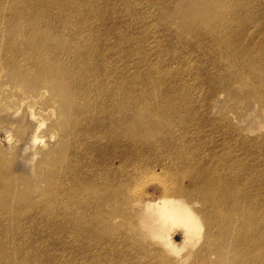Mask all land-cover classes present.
Segmentation results:
<instances>
[{
    "label": "bare ground",
    "instance_id": "1",
    "mask_svg": "<svg viewBox=\"0 0 264 264\" xmlns=\"http://www.w3.org/2000/svg\"><path fill=\"white\" fill-rule=\"evenodd\" d=\"M40 1L42 0H39V2L37 3H40ZM70 1L74 2L73 0H70ZM172 1H174V3L176 2V0H172ZM256 1L257 0H185V3L190 8L192 6L197 7V8H194L192 11L188 9L187 12L184 10H178L176 6L173 8V6H171L172 4L171 0H151V1L148 0V4L150 2V5L155 7L154 10H156V8H159L157 12L153 10L152 12L153 14L150 11L151 15L162 16L161 14L164 11H167L170 14L169 16L170 18L171 15L178 14L182 18L181 24H174L171 18L170 20L167 18L168 21L167 19H165L163 22L168 23V24L170 22L171 24L173 23L174 25H176L179 33H184L187 36L186 38L194 39L195 43L197 42L199 43V46L204 47V43H209V42H215L214 43L215 45L219 44V42L220 43L224 42L226 45L228 44L229 47H232L234 45L235 47L232 48L234 51L230 50L228 51L229 54L228 53L227 54L230 55V53L232 52L233 53L232 56L234 55V56L240 57L242 64H244L245 66L243 68L240 67V69L238 67V70L237 68H235L236 70L231 74V77H232L231 80L229 82L227 81L228 83L226 84H218L219 82L216 84L213 81L209 80V82L211 81L214 83L213 94L211 95L213 97H217L220 94V92H225L228 95V99H232V100L241 99L242 103L250 102L249 98L253 97L258 102H260L261 104L260 106L264 107V65H263L264 63L258 67H256L257 64L254 63L257 61L256 56L254 57V54L264 49V41L261 43H258L256 42L255 36H250L251 35L250 33H257V30L254 31L253 29H251L252 24H250V21L255 19L254 14L250 12V7H254L255 6L254 4ZM94 2L93 3L95 4V7L97 6L100 9L103 7L104 9L106 8V10L108 9L107 7H109L110 5H113V8L111 7V9H113L112 12L116 15L114 16V14L112 13L113 14L112 16H114V18L117 17L118 15L117 12L120 11V10L117 12L115 11L116 5H120V4H116L118 2L112 3L111 0H95ZM18 4L14 3V7L12 9H8L9 7H5L4 4H2L0 0V21L4 23L0 25V115L1 113L5 112L6 114L8 113L10 117L13 114H16L19 111L23 110L24 113L18 120L16 121L11 120L7 122L6 124L9 125L10 129H12L14 127V123L18 122L16 123V125L18 126V132L20 133V135L25 136L28 133V131H30L31 129V125L25 123L28 120L27 113L28 111H30L33 117L35 118L37 116L45 117L48 120V126L52 134L50 135L48 142H46V140L43 138L42 133L36 134L35 139L40 142L38 150L36 151V153L38 154L37 161L34 165H32V169L35 171L33 178L36 180V183L26 186L22 190L21 193H17V196L13 195V193H16V189L14 188L16 181H10V176L12 172L13 171L15 172V169H17V167L19 166L18 160H11L12 166L7 167V168L4 167V164H5L4 162L1 163L0 165L1 167L0 168V213L11 216L13 217L12 219H16L20 223L22 219L18 217L20 215H23L24 212H27V211L30 212L31 210H34V209H40L41 211L52 210L53 203L57 199L56 192H58L60 196L58 197L57 206L60 207V209L63 208V210L70 211V210H74L75 208H81L84 211H86V218L81 219L82 222H80L79 224H84L85 226H87V228H94L97 235L101 234V233L98 234V232L105 231V230H99L98 227H102L103 229H106V228L108 229L113 226H117L118 228H121L123 226L124 228L126 227L129 228V230L130 228H133V229L135 228L138 231L137 234H135L133 238H128L126 240V243H129L131 241L142 243L141 241L142 239L138 237V234L141 233L142 238L150 239L149 241H147L145 245V247L147 248V251L155 252V250H158L156 249L158 248L156 245L163 246L168 251L174 253L175 257L177 256L180 257V260L176 262V264H203L205 263L202 260L201 262L197 263L196 262L197 259H192L191 261H188L187 263V260L190 256H192V251L194 247L198 245L197 247L199 249V254L207 255L208 253L211 252V250L209 249V246L212 245V243L214 242H215V245L212 251L217 256L219 264H264V147L261 148L260 145L258 146L261 148V149L259 148L260 149L259 152L262 150L260 153L258 151H257L258 153L255 151L250 152V156L252 154V156L254 157L253 159H255L256 156H257L256 158L258 159V162H254L257 164V165L254 164L255 167L251 165L253 166V169L249 165L250 164L249 162H251L250 160L248 162L249 166L246 165L247 161H244L246 163H242L240 160L236 162V159L233 153L229 152L228 153L229 156H227L224 159L225 161H223V163L222 162L220 163V164H223V168H221L223 172L218 173L219 175H217V177L213 178L211 176L210 177L205 176L204 171L206 170L205 169L206 167L205 168L203 167L204 163L202 164L197 163L196 165H198L199 171L196 173H193L192 175H186L184 177V178H187L188 183H185V181L182 179L177 184L170 185L169 183H165V184L163 183L162 185L161 183L163 179L162 178L160 182L162 185L161 186L162 192L160 191L162 195H159L160 196V197L158 196L159 198H155V197H151L148 199L136 198L135 197L136 190H134V185L139 176L147 173L148 171L156 169V168H161V169H166V170L169 169V170L176 171L180 169L179 166L182 163L180 159L183 158L186 160V158H188L187 153H189V151L193 149L191 148L193 146H191L189 143L185 142L186 144L189 145L191 149L188 148V146H185L187 147L185 148L184 143H181V142L179 143V140H181L180 134L178 135L180 137H177L176 135H174V133H172L173 135H171L170 133L171 131H175L174 127L176 128L178 127L177 129L178 130L180 129L182 133L185 132V134H186V130L190 128L185 127V126L183 127L180 124L176 123V121H173V120H176V118L171 120L170 118L165 117V115H162V111L163 109H165V107L174 108V107L180 106L179 103H175V102L172 103L173 101L172 99H174V97L171 98L172 96L183 97V99H180V100H186L184 99V97L186 98V95H187L186 91L187 90L190 91V90L189 89L185 90L184 87H182L183 84L182 85L178 84V82L177 84L181 85L183 89L180 90V86L178 87L177 85L176 86L179 88V90L174 85H173V89L166 88V84L169 81H166L167 79L164 78L163 75H161L163 77L160 78V80H162L163 82L161 83V81H159L158 79L160 83L157 85L160 90H157V89L155 90V85H154L153 86L154 91H152L151 93L152 95L151 99H149L151 96L150 94L148 95L145 94L143 99H146V101L144 103L137 101L136 100L137 92H135V82H136L135 76L138 75L139 73L138 74L136 73V75L132 73L134 72V69L131 71V66L134 62L132 63V57L130 56L131 53L134 51H132L130 54L127 53L126 51V54H125V52L123 53L122 48L121 50H119L115 44L111 45L112 44L111 40L117 39L116 35L114 34L115 31L117 32V36L121 37L122 34L127 33L128 29L123 30L125 28L124 27L123 29L121 28L120 30H118L115 24L113 28V24L110 25L109 21L107 22L108 18L104 16L105 13L104 15L102 14L103 12L102 13L99 12L101 13L100 14V25L96 26L95 23L89 22V20H93L94 18H96L95 14L93 13L94 10L91 9V11H88V12L85 11L88 13V17H85V18L83 17L84 19L87 18L86 21L89 25V27H87L88 31H86L87 33H81L83 32V29L81 28L79 29L78 28L79 26L75 27L77 29L75 30L73 29L74 28L73 25L75 23H78L81 27H84V25L80 22L81 18L78 17L79 14L81 15L79 11H76V14H72L73 12L71 13L72 15H75V17H78V18L73 19L71 18L73 16L71 17L65 16L66 13L64 16L62 13V16L60 18L58 17L55 18L54 13L50 11L49 9H46L45 15L48 14L46 17H49L50 19L53 17L55 20L57 19L59 23L58 22L56 23H58L62 27V28H59L60 26L58 25L59 33H56V32L48 33L49 28H43L45 27L44 25L46 24H42L43 25L42 26L38 22L42 28H37L39 26H36L38 10H34L32 8L31 10H29L30 8L28 9V7L24 9L23 6H22L23 9H22V7L18 6ZM128 4H126L125 6L127 7ZM140 4H142V2H140ZM38 5L39 4H37L36 6ZM79 5H82V3ZM125 6H124V9H126ZM141 6L144 7V3ZM57 7L56 9H58ZM74 8L75 6L73 5V9ZM75 9L73 11H75ZM145 10L146 9L144 8V13H145ZM43 11L41 13H43ZM95 11L98 12V9ZM121 13H124V12H121ZM147 13H149V11H147ZM129 14L127 15L129 16ZM148 15H147V19L148 17H150V15L149 16ZM43 16L44 15H42V17ZM135 16L136 15L134 12V17ZM143 17L146 18L145 16ZM114 18L112 19V21L114 20ZM160 18L163 19V17H160ZM54 19L53 21L50 20V23L54 22ZM133 20H137V19H133ZM143 20L144 19L142 18V21ZM149 20L151 21V18ZM44 21H47V20L44 19ZM122 22L123 21H121L120 24H122ZM130 22H131V19H130ZM137 22L140 23V21L138 20ZM143 22L145 23L146 20ZM127 23L123 22V25L127 26ZM54 24L52 25V28L55 27ZM159 24H161V22ZM62 25H64V27ZM65 25L67 27H70V31L71 32L73 31V33H67V31L69 32V29H67ZM120 26L123 27L122 25ZM120 26L118 28H120ZM141 26L143 25H140V27ZM148 27L149 26H147V28ZM26 28H27L26 31L28 32L24 30ZM55 29L57 28L55 27ZM64 29L66 30L65 33L63 32ZM155 30L156 29H154V31ZM170 30H172L171 27H170ZM263 31H264V28H263ZM129 33L130 31L128 32V34ZM153 33H151L149 37ZM133 35L134 34H132V36ZM168 35L170 36L171 34H168ZM142 37H145L144 34ZM125 39H126V35H125ZM146 39L148 38L146 37ZM243 39H246V42H245L247 44L246 46L243 45ZM194 40H190V41L193 42ZM115 41L113 40V42ZM120 41L121 40H119V42ZM141 42H142V39H141ZM195 43H192V44H195ZM124 44L122 43V45ZM128 44L126 46H128ZM138 47L140 46L138 45ZM126 48L127 47H125L124 50H126ZM189 48H191V46H189ZM204 48H203V52L205 53L207 48L206 49ZM192 49H191V52H192ZM213 50L214 49H212L211 51ZM225 50L226 49L223 48L222 52L225 53ZM199 51L198 53L200 54L201 52ZM199 54L196 57H198ZM179 55L180 54L178 53V55L176 56H179ZM185 55L186 54H184V57L186 59L187 55L186 56ZM141 56L139 58H141ZM209 56L211 57V55ZM145 57L147 56L145 55ZM154 57L156 56L154 55ZM259 57L257 58L260 59ZM158 59H160V57H158ZM202 59H200L201 62H202ZM204 60L206 59L204 58ZM171 61L172 60H170V63ZM178 61L181 62L182 59L181 61L180 60ZM188 61L187 62L189 64L191 60H188ZM146 62L148 63V61ZM146 62H144L143 64H145ZM174 62L177 63L176 61ZM257 62H261V61L259 60ZM160 63H161V60H160ZM183 64L185 63L183 62ZM240 64L241 63H239V66ZM154 65L152 66L153 68L155 67ZM194 65H196V62L194 63ZM201 65H204L203 62L201 63ZM145 67H147V65ZM188 68L186 70H188ZM192 68H195L194 70H196L195 66ZM160 69L162 70L163 67ZM177 69L180 71L179 67ZM137 70L139 69L137 68ZM140 70L143 71L144 69L143 70L140 69ZM149 70L150 69H147V71ZM155 70H156V67H155ZM173 70H176V69H173ZM167 71H165V73ZM154 72L156 73V71ZM180 72L182 74V71ZM148 73L149 72H147L146 74ZM198 73H196L195 75H197ZM149 74H151V72ZM156 75L157 74H155V76ZM166 77H167V74H166ZM201 77L199 78L202 81L203 78ZM140 78L143 79V77H140ZM173 78H175V76ZM197 78L198 77H196V79ZM186 79H189V78H186ZM194 79L195 78H193V80ZM137 83H138V80H137ZM152 83H151V86H152ZM188 83L190 84V82ZM140 84L141 83L139 82V85ZM186 85L188 86V84ZM192 85L194 86V83ZM196 85L197 83L195 84V86ZM234 85L238 86L240 89V92L238 95L232 91V88L234 87ZM153 87H150V88H153ZM146 89H148V87L145 88V90ZM191 89L194 90L193 87ZM201 89L197 88L198 91ZM141 90H139V94ZM146 91L148 92V90ZM171 93H173V95ZM194 93L196 94V92ZM154 96L156 98L160 96L163 98L157 99L156 101V99H152ZM166 96L168 97L164 98ZM165 99L170 100V102H168ZM192 102L189 104L193 106L194 103L196 102H194L193 104ZM186 103L187 101H183V104L187 105ZM147 104H149L152 108H154L153 112H150V113L153 114L151 115V117H155L157 119V125L155 126L147 127V126H144L142 123L136 124V113H138L139 107H143L145 105L147 106ZM201 105L203 106V104ZM207 105L208 103L204 106V108ZM189 107L191 108V106ZM181 108H178L180 109V112H181ZM197 108L196 110H198ZM202 108H201V111H202ZM185 109L186 108H184V110ZM175 110L177 111V109ZM204 110H207V112ZM173 111L174 110H172L171 108V113ZM176 111H174V113ZM203 111L206 113H209L208 109L206 108L203 109ZM165 112L166 111H164V113ZM185 112L187 111L185 110ZM167 113L169 114L168 111ZM182 113H183V110H182ZM188 113H189L188 115H190V111ZM193 113L195 114V112ZM235 113H237V111ZM170 115H173V114H169V116ZM237 115L239 114L237 113ZM177 116H180V115H177ZM189 117L193 118L192 116H189ZM199 117L197 116L196 117L197 119H196L194 116L195 121H193L194 122L193 125H195V122L198 121ZM209 117H210V120L224 122L228 119L231 121L230 126L232 125V128L230 131L233 134L232 133L230 134L229 132V134L227 133L226 135L223 136V133H221L222 135L220 134L219 136H222V141H223L222 143H227V142L229 143V140L231 138L235 139V137L237 136H239V138L237 137L238 139L236 138L237 140L235 139L237 144H239L238 140L240 141V139L244 144L249 143L251 141L253 143H258V142L260 143V141H262V143L264 142V135L260 137H254V138L248 137L246 135L245 136L242 135V129H240L238 127V124L235 123L234 117L229 116V112L224 113V116L222 117V119L214 118L211 115ZM209 117L207 118V120L205 118V120L208 122H209ZM236 117H239V116H236ZM187 120L190 122L189 118H187ZM203 121H204V118H203ZM206 121L202 123L207 124ZM44 124H45L44 121L40 123L37 126L36 130H40ZM203 124L199 125L200 131L204 129V127H209L207 125L204 126ZM224 124H220V125L223 126ZM171 125L173 127L172 129H171ZM215 125L217 124L215 123ZM225 126L228 127L227 124ZM229 127L227 130H229ZM214 128L216 127H213V129ZM199 130H196V131H199ZM188 131L190 132L191 129ZM223 132L225 134V130ZM162 133H170V135H168V137H165V138L163 137L164 138L163 139L161 137ZM217 133H220V132H217ZM192 134L193 133H191V135ZM234 134H237V135L234 136ZM193 135L195 136V134ZM208 135L209 134H207V136ZM57 136H58V140H57ZM186 138L189 139L188 137ZM184 140L185 139H183V141ZM194 147L196 148V146ZM242 147H243V144H242ZM255 147L256 146H254L253 148ZM185 149H189L188 152ZM190 154L191 153H189V155ZM240 154L238 155L240 156ZM192 155L194 154L192 153ZM231 155H233V158ZM243 155L245 156V153ZM248 157L249 156L246 157L247 160H248ZM243 158L244 157H242L241 160H243ZM246 158L244 160H246ZM106 159L107 161L103 162ZM203 159H201V161ZM219 160H222V159L219 158ZM210 161L213 162L212 160ZM210 161H208L209 164H210ZM254 161H256V159ZM197 162H200V160ZM216 164H218L217 161H216ZM219 167H221V165ZM219 167H216L215 169ZM184 168H185V165H184ZM207 172L209 173V171ZM80 180L82 181L81 184H79ZM62 198L63 199L66 198L67 200L68 199L70 200L64 203L62 201ZM24 202L26 203L25 206L23 205ZM199 204L201 206L196 207V205H199ZM60 213L62 212L60 211ZM131 213H134V214L132 215ZM36 218L37 216L35 215L30 216L29 221H33ZM51 218L52 216L50 215V217L44 218L42 222H50ZM12 219L9 221H14ZM58 223L60 224V222ZM56 225L58 224L56 223ZM177 227L183 230V242L186 243V241H188L189 243L188 246L190 248V251L184 257L181 256V253L187 247L180 249L181 247L173 239L174 234H175L174 230ZM28 229L26 231H28ZM205 229L207 230V232L203 240L201 241L200 244H197L199 242L198 239L194 240L193 238H195L196 236H200L201 233H203V230ZM61 231H64V230H61ZM16 232L18 231L16 230ZM12 237H15V236L13 235ZM26 238H27V241H29L28 237ZM26 238L24 237V239ZM109 238L110 237H108V239ZM36 244L38 245V242ZM23 245L24 243H22L21 248L25 249ZM3 246L7 247L6 244H3ZM14 247L16 251L21 249L19 246V242L18 244H15ZM26 249H31V248L28 247ZM89 250L90 249H88V251ZM20 251H23V250H20ZM6 252L4 255H2V258L3 256H7L6 260H10L12 253L10 251L9 252L6 251ZM55 252L57 253V251ZM94 253L97 254V257H98L97 262L103 263L101 259L104 254L100 252H95V251ZM50 255H52V253ZM35 256L33 257L35 258ZM54 257L56 256H53V258ZM32 259L28 260L25 264L34 263V261L31 263ZM61 261H58V262H61ZM115 261L116 260L114 259V262ZM112 262L113 261H111V263ZM67 263H70V262H67ZM9 264H22V262L19 261V258H17L16 262L11 261ZM159 264H175V262L174 261L167 262L165 260H162L159 262Z\"/></svg>",
    "mask_w": 264,
    "mask_h": 264
},
{
    "label": "rangeland",
    "instance_id": "2",
    "mask_svg": "<svg viewBox=\"0 0 264 264\" xmlns=\"http://www.w3.org/2000/svg\"><path fill=\"white\" fill-rule=\"evenodd\" d=\"M10 1V2H9ZM1 0V3L4 4L5 7H9L8 9H12L14 7V3H19L18 6H23L24 9H26L28 7L29 10L34 9V10H38L37 11V20H36V26H39L37 28H42L40 25L42 24H46L44 25L45 27L43 28H49V31L51 29V31L48 33H59L58 31V27L60 26L58 23V20L54 19L53 17L50 19L49 17H46L47 15L46 14V9H49L50 11H52L54 13V17H58L60 18L62 16V13H63V16H73L71 18H78L80 17L81 20L80 22L84 25V27H81L78 23H75L74 26L73 25V29H77L75 27L79 26L78 28L80 29H83V32L81 33H87L86 31H88V28L89 25L86 21V19H84L85 17H88V11H91V9H93V13L95 14L96 20H89V22L91 23H95V25H100V14L102 13L104 15L105 13V17L108 18L107 22L109 21V24H113V28L114 26L116 25L117 26V29L120 30L121 28L124 29H128L127 33H124L122 34L121 37H118L117 36V32L113 31L114 34L116 35V38L117 39H112L111 40V45L115 44L116 47L121 50V48L123 49V53L125 52L126 54V51L127 53H131V57H132V66H131V71L134 69V72H132L133 74L136 75V73L138 75L135 76V92H137L136 94V100L137 101H140V102H145L146 99H143L145 94H150L152 93V91H154V85H155V90H160L159 87L157 86L161 81V83L163 82L162 80H160V78H162L164 76V78H166L167 80L166 81H169L167 84H166V88H172L173 89V85L174 86H180V90L183 89L182 87H184L185 90L189 89L190 91H186V98L184 97V99L186 100H180V99H183V97H179V96H172L171 98L174 97V99H172V103H179L180 106L179 107H165V109H163L162 111V115H165V117H168L170 118L171 120L175 119L176 120H173V121H176V123L180 124L181 126H185V127H189L191 129V131L189 132L188 130H186V134L185 132H181V130L179 131L176 127H174L175 131H171V135H173L172 133H174V135H176L177 137H180L181 136V140H179V143H184V147L185 146H188V144L186 143H189L191 146V148H193L191 151H189V153H191L189 155V153H187V156L188 158L185 159H180L181 164L179 166L180 169L174 171V170H169V169H161V168H156V169H153L151 171H148L147 173L139 176L137 178V181L134 185V190H136V195L135 197L136 198H142V199H148V198H151V197H155V198H159L160 196L159 195H162V190H161V186L163 185V183H169L170 185H173V184H177L179 183V181H181L182 179L185 181V183H188V180L187 178H184L186 175H192L193 173H196L199 171V168H198V165H196L197 163L198 164H202L204 163L203 167L206 169L204 171V174L205 176H211V177H217V175H219L218 173H221L223 172L221 170V168H223V164H220L221 162L223 163V161H225L224 159L229 156V152H232L235 159H236V162H238L239 160L242 162V163H246L244 161H247V166H251L253 165L255 167L254 162H258V159L255 157L256 161H254L255 159H253L254 157L250 156V152H259V150L261 148H263L264 146V142L262 143V141H260V143H253L252 141L249 142V143H243L241 141V143L243 144V147H242V144L240 143V141L238 140V143L236 142V140L239 138V136L235 137V139L231 138L229 140V143H222V136H219L221 133H223V136L226 135L227 133L230 134L232 133L230 130L232 128V125L230 126L231 124V121L230 120H226V121H216V120H210V115L213 116L214 118H218V119H222V117L224 116V113L226 112H229V116H233L234 117V121L235 123L238 124V127L240 129H242V135H246L248 137H251V138H254V137H260L262 135H264V107L260 106V102H258L256 99H254L253 97H250L249 101L250 102H247V103H242V100L241 99H228V95L225 93V92H220V94L217 96V97H213L211 94H213V86H214V83H218V84H226L228 83L230 80H231V74L236 70L235 68H237L238 70V67L240 69V67H244L245 65L242 64L241 62V58L240 57H237V56H232V52L230 53V55H228V51H234L232 48L235 47L234 45L232 47H229V45L227 46L224 42L223 43H220L219 44H214L215 42H209V43H204V47L202 46H199V43H195V40L194 39H190V38H186L187 36L184 34V33H179L178 30H177V27L176 25L174 24H181L182 23V18L178 15V14H173L171 15V20L173 21V23L171 24V22L168 24V23H165L163 22L165 19H169V16L170 14L167 12V11H164L161 15L162 16H154V15H151V13L153 12V10L155 9V7L151 6L150 5V2L148 4V0H111L112 3H116V4H120V5H116V12L117 14V19L114 18V16H116L112 11L113 9H111V7L113 8V5H110L109 7H107L108 11L106 10V8L104 9L103 7L100 9L99 7H95V0H73L74 2L70 1V0H42L40 1V3H37L39 2V0ZM44 1V2H43ZM52 1H56L55 3L52 2ZM61 1V2H60ZM70 1V2H69ZM77 3H76V2ZM125 1V2H124ZM129 4H128V2ZM147 1V2H146ZM151 1V0H150ZM21 2V3H20ZM26 2V4H25ZM43 2V3H41ZM61 4H60V3ZM80 2V3H79ZM94 2V3H93ZM121 2V3H120ZM123 2V3H122ZM133 2V4H132ZM139 2V3H137ZM140 2H142V4H140ZM23 3V4H22ZM72 3V4H70ZM82 5H79L81 4ZM132 5H131V4ZM144 3V7H142L141 5H143ZM147 5H146V4ZM171 6H173V8L176 6V8L178 10H184V11H188V9H190L191 11L194 9V8H197L195 6H192L191 8L185 3V0H176V2L174 3V1L171 0ZM257 3V4H256ZM262 3V4H261ZM11 4V5H10ZM21 4V5H20ZM37 4H39L38 6H36ZM64 4V5H63ZM68 6H67V5ZM126 4L127 7L125 6ZM58 7H57V6ZM73 5L75 6V11H73ZM79 5V7H78ZM122 5V6H121ZM255 6L254 7H250V12H252V14H254L255 16V19L250 21V24H252V28L254 31L257 30V33H250L251 35L250 36H255L256 37V42L258 43H261L264 41V31H263V28H264V0H257L254 4ZM45 6V7H44ZM53 6V7H52ZM61 6V7H59ZM72 6V7H70ZM77 6V7H76ZM81 6V7H80ZM118 6V7H117ZM124 6L126 7V9H124ZM131 6V8H130ZM139 6V7H138ZM141 6V7H140ZM150 6V7H149ZM20 7V8H21ZM22 7V9H23ZM43 7V8H41ZM49 7V8H48ZM56 7L58 9H56ZM66 9H65V8ZM70 7V8H69ZM85 7V8H84ZM90 7V8H89ZM93 7V8H92ZM149 7V8H148ZM37 8V9H36ZM60 8V9H59ZM68 8V9H67ZM83 8V9H82ZM95 8V9H94ZM118 8V10H117ZM121 8V9H120ZM129 10H128V9ZM144 8L146 9L145 10V13H144ZM70 9V10H69ZM78 9V10H77ZM98 9V12L95 11ZM123 9V10H122ZM136 9V11H135ZM139 9V10H138ZM143 9V10H142ZM148 9V10H147ZM151 9V10H150ZM44 10V11H43ZM57 10V11H56ZM84 12L87 11V12ZM102 10V11H101ZM126 10V11H125ZM157 10H159V8H156V10H154L155 12H157ZM43 11V13H41ZM60 13H59V12ZM76 11H79V13H81V15L79 14L78 17H75V15H72V14H76ZM82 11V12H81ZM107 11V13H106ZM147 11H149V13H147ZM151 11V13H150ZM35 12V11H33ZM56 12V13H55ZM73 12V13H72ZM101 12V13H99ZM121 12H124V13H121ZM134 12H135V17H134ZM69 13V14H68ZM72 13V14H71ZM84 15H83V14ZM109 13V14H108ZM114 16H112L113 14ZM129 14V16L127 14ZM4 14V13H3ZM60 14V15H59ZM108 14V15H107ZM150 15V17H148L147 19V15ZM153 14V13H152ZM40 15V16H39ZM42 15H44L42 17ZM59 15V16H58ZM121 15V16H120ZM125 15V16H123ZM142 15V16H141ZM148 15V16H149ZM82 16V17H81ZM112 16V17H111ZM127 16V17H126ZM143 16H145L146 18H144ZM152 16V17H151ZM84 17V18H83ZM120 17V18H119ZM160 17H163L160 18ZM49 18V19H48ZM83 18V19H82ZM114 18V22L112 21V19ZM123 18V20H122ZM130 18L131 19V22H130ZM142 18L144 19L143 21L146 20L145 24L143 21H142ZM151 18V21L149 20ZM154 18V19H152ZM157 18V19H156ZM262 18V19H261ZM47 20V21H44ZM54 19V22L50 23V20L53 21ZM133 19H137L139 22H137V20H133ZM156 19V20H155ZM167 19V21H168ZM49 20V22H48ZM117 22H116V21ZM148 20V21H147ZM161 20V21H160ZM42 21V22H41ZM85 21V23H84ZM98 21V22H97ZM123 21L124 23H127V26H124L123 25V22L122 24H120V22ZM150 21V22H149ZM157 21V22H156ZM161 24H159L160 22ZM237 21V20H236ZM40 25H39V23ZM44 22V23H43ZM58 22V23H56ZM113 22V23H112ZM116 22V23H115ZM130 22V23H129ZM136 24H135V23ZM142 22V24H141ZM153 22V23H152ZM98 23V24H97ZM134 23V25H133ZM157 25H156V24ZM163 23V25H162ZM4 24L2 21H0V25ZM49 24V25H48ZM54 24V26L57 28L55 29V27L52 28V25ZM115 24V25H114ZM131 27H130V25ZM145 25L144 27L140 25ZM168 24V25H166ZM48 25V27H47ZM59 25V26H58ZM88 25V26H87ZM120 25H122L123 27H121ZM136 25V27H135ZM139 25V26H138ZM162 25V26H160ZM173 25V26H171ZM43 26V25H42ZM50 26V27H49ZM64 27V25H62ZM120 26V28H118ZM129 26V27H128ZM133 26V27H132ZM147 26H149L147 28ZM158 26V28H157ZM250 26V25H249ZM65 27H67L65 25ZM135 27V28H134ZM147 29H146V28ZM156 27V28H154ZM160 27V28H159ZM163 27V28H162ZM170 27L172 30H170ZM173 27V28H172ZM59 28H62L61 26ZM87 28V29H86ZM130 28V29H129ZM145 28V29H144ZM168 28V29H166ZM262 28V29H261ZM56 31H55V30ZM67 29H69V32L67 31V33H73V31L71 32L70 31V27H67ZM116 29V27H115ZM135 29V30H133ZM137 29V30H136ZM139 29V30H138ZM142 29V31H141ZM154 29H156L154 31ZM166 31H165V30ZM25 31L27 30L24 29ZM85 30V31H84ZM161 30V31H160ZM58 31V32H57ZM65 29L63 30V32L65 33ZM130 31V33L128 34V32ZM134 31V32H133ZM152 31V32H151ZM157 31V32H156ZM28 32V31H26ZM40 32V31H38ZM112 32V33H113ZM136 32V33H135ZM138 32V33H137ZM150 32V33H149ZM155 32V33H153ZM159 32V33H158ZM161 32V33H160ZM167 32V33H166ZM170 32V33H169ZM134 34L132 36V34ZM140 33V34H139ZM153 33L150 37L149 35ZM112 34V35H114ZM131 34V35H130ZM137 34V35H135ZM144 34L145 37H142ZM147 34V35H146ZM168 34H171L170 36ZM119 35V33H118ZM125 35H126V39H125ZM128 35V36H127ZM156 35V36H155ZM154 36V37H153ZM169 36V37H168ZM115 37V36H114ZM141 37V38H140ZM146 37L148 39H146ZM160 37V38H159ZM130 38V39H129ZM150 38V40H149ZM156 38V39H155ZM167 38V40H166ZM122 41V43L124 45H122L121 41L119 42V40ZM128 39V40H127ZM141 39H142V42H141ZM144 39V40H143ZM146 39V41H145ZM161 39V40H159ZM164 39V40H163ZM113 40L115 42H113ZM148 40V41H147ZM190 40H194L193 42L190 41ZM261 40V41H260ZM128 41V42H127ZM131 41V42H129ZM163 41V43H162ZM149 42V43H148ZM157 42V43H156ZM246 39H243V45H247L246 43ZM129 43V44H128ZM140 43V44H139ZM145 43V44H144ZM159 43V44H158ZM191 43V45H190ZM192 43H195V44H192ZM128 44V46H126ZM140 47H138V45ZM142 44V45H141ZM144 44V45H143ZM186 44V45H185ZM189 44V45H188ZM120 45V46H119ZM130 45V46H129ZM153 45V46H152ZM221 45V46H220ZM158 46V47H157ZM189 46H191V48H189ZM196 46V48H195ZM227 46V47H226ZM126 48V50H124V48ZM155 49H153V48ZM213 47V48H212ZM131 50H129V49ZM193 48V49H192ZM201 48V49H199ZM203 48L204 49H209L205 51V53L203 52ZM225 48V53L222 52V49ZM134 49V50H133ZM144 51H143V50ZM191 49H192V52H191ZM212 49H214L213 51H211ZM221 49V50H220ZM142 50V51H141ZM147 50V51H146ZM153 50V51H152ZM188 50V51H187ZM195 50V51H194ZM197 50V51H196ZM200 50V51H199ZM202 50V51H201ZM156 51V52H155ZM201 52L200 54L198 53ZM209 51V53H208ZM143 52V53H142ZM158 52V54H157ZM184 52V53H182ZM213 52V53H212ZM177 53V54H176ZM178 53L181 55V58L180 55L179 56H176L178 55ZM182 53V54H181ZM195 53V54H194ZM203 53V54H202ZM208 53V55H207ZM218 53V54H216ZM228 53V54H227ZM143 58H142V56ZM144 54V55H143ZM152 54V55H151ZM176 54V55H175ZM184 54H186V59L184 57ZM190 54V55H189ZM199 54V58L202 59L203 57L206 59L204 60V58L202 59V62L204 65H201V61L198 57H196L197 55ZM216 54V56H215ZM136 57H135V56ZM145 55L147 57H145ZM152 57H151V56ZM154 55L156 57H154ZM174 55V56H172ZM189 55V56H188ZM203 55V57H202ZM211 55V57L209 56ZM141 56V58H139ZM171 56V57H170ZM176 56V57H175ZM207 56V57H206ZM215 58H214V57ZM224 56V57H223ZM256 56V60L257 61H261V62H254L256 63V67L262 65L264 63V49L261 50V51H258L254 54V57ZM260 56V57H259ZM262 56V57H261ZM135 57V58H134ZM139 59H138V58ZM158 57H160V59H158ZM169 57V58H168ZM179 57V58H178ZM193 57V58H192ZM218 57V58H217ZM222 59H221V58ZM257 57H259L260 59H258ZM137 58V60H136ZM150 58V59H149ZM154 60H153V59ZM156 58V59H155ZM210 58V59H209ZM230 58V59H229ZM136 61H135V60ZM146 59V60H145ZM177 59V60H176ZM182 59V61H181ZM184 59V60H183ZM199 59V60H197ZM221 59V60H220ZM228 59V60H227ZM152 60V61H151ZM160 60H161V63H160ZM169 60V61H168ZM170 60L171 63H170ZM178 60H180L181 62H179ZM188 60H191L190 63L188 64ZM197 60V61H196ZM220 60V61H219ZM148 61V63L146 62ZM168 61V63H167ZM174 61H176L177 63H175ZM188 61V62H187ZM193 61V62H192ZM200 61V62H199ZM210 63H208V62ZM142 64H141V63ZM144 62H146L145 64H143ZM155 62V63H154ZM165 62V63H164ZM173 62V63H172ZM183 62L185 64H183ZM196 62V65H194V63ZM198 62V64H197ZM212 62V63H211ZM231 62V63H230ZM238 62V63H237ZM137 63V64H135ZM151 63V64H150ZM152 63L155 67H156V70H155V67L153 68L152 66ZM164 63V64H163ZM167 63V64H166ZM187 63V65H186ZM192 63V64H191ZM230 63V64H228ZM239 63L240 66H239ZM150 64V65H149ZM160 64V65H159ZM169 64V65H168ZM173 66H172V65ZM206 64V66H205ZM213 66H212V65ZM226 64V65H225ZM137 65V66H135ZM140 65V66H139ZM147 65V67H145ZM162 65V66H161ZM183 65V66H182ZM224 65V66H223ZM236 65V66H234ZM264 65V64H263ZM135 66V67H134ZM182 66V67H180ZM190 68L191 66V70L188 68ZM196 67V70H194L195 68H192V67ZM200 66V67H199ZM205 66V67H203ZM212 68H211V67ZM221 66V67H220ZM139 70H137V68ZM163 69L161 70L160 68ZM175 67V68H174ZM180 68V71H182V74L181 72L177 69V68ZM216 67V68H215ZM136 68V69H135ZM152 68V69H151ZM169 68V69H168ZM172 68V70H171ZM188 68V70H186ZM198 68V69H197ZM210 68V69H208ZM224 68V69H223ZM140 69H144L143 71H141ZM147 69H150L149 71H147ZM173 69H176V70H173ZM217 69V70H216ZM153 70V72H152ZM169 70V71H167ZM171 70V72H170ZM188 72H186V71ZM198 70V71H197ZM138 71V72H137ZM156 71V73L154 72ZM165 71H167L165 73ZM208 71V72H207ZM211 71V73H210ZM144 72V73H143ZM147 72H151V74H146ZM159 72V73H158ZM163 72V73H162ZM180 72V74H179ZM186 72V73H185ZM195 72V73H194ZM199 72V73H198ZM172 73V74H171ZM175 73V74H174ZM196 73H198L197 75H195ZM208 75H207V74ZM210 73V74H209ZM155 74H157L155 76ZM166 74H167V77H166ZM178 76H177V75ZM185 74V76H184ZM193 76H191V75ZM219 74V75H218ZM141 75V76H140ZM151 75V76H148ZM154 75V76H153ZM163 75V76H161ZM187 75V76H186ZM212 75V76H211ZM218 75V76H216ZM175 76V78H173ZM191 78H190V77ZM203 76V77H201ZM140 77H143L140 78ZM154 77V78H153ZM159 77V78H158ZM172 77V79H171ZM185 77V79H184ZM196 77H198L196 79ZM203 78L202 81L201 79L199 78ZM137 78V79H136ZM148 78V79H147ZM153 78V79H151ZM159 81L157 82L156 80ZM169 78V79H168ZM186 78H189V79H186ZM193 78H195L193 80ZM217 80H216V79ZM142 79V80H141ZM180 79V80H179ZM137 80H138V83H137ZM145 80V81H143ZM151 80V81H149ZM175 80V81H174ZM183 80V81H181ZM206 80V81H205ZM209 80L213 81V82H209ZM147 81V82H146ZM190 82V84L188 82ZM198 81V82H197ZM228 81V82H227ZM139 82L141 83L139 85ZM146 82V83H144ZM152 83V86H151V83ZM171 82V83H170ZM175 82V83H173ZM183 84L182 87L181 85H178L177 84ZM180 82V83H179ZM192 82V83H191ZM194 83V86L192 85ZM197 83V87L195 86V84ZM200 83V84H198ZM204 83V84H203ZM143 84V85H142ZM172 84V85H171ZM188 84V86L186 85ZM191 85V86H190ZM199 85V87H198ZM237 85V84H235ZM232 88V91L235 93V94H239L240 92V89L238 86H235ZM141 88H140V87ZM143 86V87H142ZM147 86L148 89V92L145 90V87ZM172 86V87H171ZM176 86V88H178ZM202 86V87H201ZM209 86V87H208ZM137 87V89H136ZM150 87H153V88H150ZM157 87V88H156ZM187 87V88H186ZM193 87L194 90H192L191 88ZM195 87V88H194ZM211 87V88H210ZM197 88L201 89V90H197ZM143 89V90H141ZM152 89V90H150ZM139 90L140 91V94H139ZM179 90V88H178ZM196 90V91H195ZM196 92V94L194 92ZM198 91V92H197ZM143 92V93H142ZM193 93V94H192ZM173 95V93H171ZM170 94V95H171ZM139 95V96H138ZM142 95V96H141ZM192 95V96H191ZM195 95V96H194ZM201 95V96H200ZM204 95V96H203ZM207 95V96H206ZM220 96V97H219ZM138 97V98H137ZM152 95L150 96L149 99H151ZM168 96L164 97V98H167ZM160 98H163V97H153L152 99H160ZM193 98V99H192ZM140 99V100H138ZM210 99V101H209ZM167 100V99H165ZM189 100V102H188ZM168 102H170V100H167ZM180 101V102H179ZM183 101H187V105L183 104ZM193 101V102H192ZM208 101V102H207ZM192 104L194 102V105L192 106ZM211 104H210V103ZM203 104V106L201 104ZM208 103V105L205 107L206 109H208V112L210 113H206L207 110H204L206 112L203 111L204 106ZM199 104V105H198ZM185 105V106H184ZM212 105V106H211ZM149 104H147V106H143V107H139L138 109V113H136V124L139 123V124H143L144 126H147V127H150V126H155L157 125V119L155 117H151V115H153L152 113L150 112H153V109ZM191 106V108L189 107ZM195 106V107H194ZM210 108H209V107ZM183 107V108H181ZM198 107V108H197ZM203 107V108H202ZM150 108V109H148ZM171 108L172 110L176 111L175 109H177V111L174 113V111L171 113ZM178 108H181V112H180V109ZM184 108H186L185 110L187 112H185ZM196 108L198 110H196ZM201 108H202V111H201ZM143 109V110H142ZM152 109V111H151ZM170 109V110H169ZM200 109V110H199ZM150 110V111H149ZM182 110H183V113H182ZM190 111V115H188L189 111ZM195 110V111H194ZM26 111V109H25ZM145 113H144V112ZM164 111H166L164 113ZM167 111L169 112V114H173V115H170L167 113ZM198 111V112H196ZM237 111V113L239 115H237V113H235ZM148 112V114H147ZM195 112V114L193 113ZM200 112V113H199ZM204 112V113H203ZM24 111L21 110L19 111L18 113L16 114H13L12 116L9 117L8 113L6 114L5 112L4 113H1L0 115V165L2 162H4V167L7 168V167H11L12 166V163H11V160H18V164L19 166L17 167V169H15V172L13 171L11 176H10V181H16V184H15V189H16V193H13L14 196H17V193H21L22 190L30 185V184H34L36 183V180L33 178V175H34V170L32 169V165H34L37 161V157H38V154L36 153V151L38 150V147L40 145V142L37 141L35 139V136L36 134L38 133H42L43 135V138L46 140V142H48V139L50 137V135L52 134L51 133V130L48 126V120L45 118V117H33L31 112L28 111L27 115H28V120L25 122L29 125H31V129L30 131H28V133L25 135V136H22L20 135V133L18 132V126L16 125V123H14V127L12 129H10L9 125H7L6 123L13 120V121H16L18 120L22 115H23ZM193 113V115H192ZM197 113V114H196ZM203 114V115H202ZM207 114V115H205ZM209 114V115H208ZM177 115H180V116H177ZM203 117H202V116ZM205 115V117H204ZM189 116H192L193 118L189 117ZM198 116H200L198 118V121L195 122V125L193 121H195V118ZM236 116H239V117H236ZM172 117V118H171ZM178 117V118H177ZM181 117V119H180ZM209 117V122L206 121L207 118ZM187 118L190 119V122L187 120ZM202 118V119H201ZM203 118H204V121H206L207 124H203L202 122L203 121ZM206 118V120H205ZM197 119V118H196ZM201 120V121H200ZM45 122V124L41 127L40 130H36L37 129V126L42 123V122ZM178 121V122H177ZM214 123H213V122ZM181 122V123H180ZM211 122V124H210ZM197 123V124H196ZM203 124L204 126L207 125L209 127H204V129H202L201 131L199 130V125L200 124ZM215 123L217 125H215ZM226 123L229 127V130L227 126H225ZM191 124V125H189ZM209 124V125H208ZM214 124V125H213ZM219 124V125H218ZM220 124H224L223 126L220 125ZM187 125V126H186ZM189 125V126H188ZM198 125V126H197ZM192 126V127H190ZM216 127L213 129V127ZM219 126V127H217ZM195 127V128H194ZM227 127V128H226ZM172 125H171V129H172ZM198 128V129H197ZM206 128V130H205ZM177 129V130H176ZM219 129V130H218ZM221 129V130H220ZM195 130V131H194ZM196 130H199V131H196ZM204 130V131H203ZM218 130V131H217ZM225 130V134L223 131ZM194 131V132H193ZM189 134H188V133ZM202 132V133H201ZM217 132H220V133H217ZM170 133H162L161 134V137L165 138V137H168V135H170ZM191 133L195 134V136ZM160 134V133H159ZM167 134V135H166ZM180 134V136H178ZM184 134V135H183ZM207 134H209L207 136ZM233 134V133H232ZM189 135V136H188ZM191 135V136H190ZM199 135V136H198ZM211 135V136H210ZM218 135V136H217ZM222 135V134H221ZM237 134H234V136H236ZM185 137V138H184ZM186 137H188L189 139H187ZM204 137V138H203ZM217 137V138H216ZM163 138V139H164ZM216 138V139H215ZM162 139V140H163ZM183 139H185L183 141ZM215 139V140H213ZM57 140H58V136H57ZM217 140V141H216ZM220 140V141H219ZM234 140V141H233ZM186 142V143H185ZM215 144H214V143ZM220 142V144H219ZM225 142V141H224ZM234 142V143H233ZM212 143V144H211ZM218 143V144H217ZM225 144V145H224ZM254 144V145H253ZM237 145V146H236ZM252 145V146H251ZM260 145V147H258ZM196 146V148L194 147ZM236 146V147H235ZM241 146V147H240ZM251 146V147H250ZM254 146L258 147V148H253ZM240 147V149H239ZM187 148V147H185ZM190 148V149H191ZM198 148V150H197ZM238 148V149H237ZM245 148V150H244ZM253 148V149H252ZM260 148V149H259ZM225 149V150H224ZM231 149V150H230ZM236 149V150H235ZM242 149V150H241ZM187 152L189 149H185ZM239 152H238V151ZM251 150V151H250ZM196 151V152H195ZM198 151V152H197ZM201 153H200V152ZM205 151V152H204ZM219 151V152H218ZM222 151V152H221ZM243 151V152H242ZM262 151V150H261ZM260 151V152H261ZM195 152V153H194ZM235 152V153H234ZM257 152V153H258ZM259 152V153H260ZM192 153L194 155H192ZM201 154V155H197V154ZM203 153V155H202ZM216 153V154H215ZM225 153V154H224ZM241 153V154H240ZM245 153V156L243 155ZM214 154V155H213ZM223 154V155H222ZM240 154V156L238 155ZM248 157V160H247V156ZM206 155V157H205ZM208 155V156H207ZM213 157H212V156ZM225 155V156H224ZM233 155L232 158H233ZM193 156V157H192ZM199 156V158H198ZM202 156V157H201ZM215 156V157H214ZM196 157V158H195ZM201 157V158H200ZM204 157V159H203ZM210 157V158H209ZM224 157V158H223ZM240 157V158H238ZM243 158V160H241ZM253 159H251V158ZM214 158V159H213ZM217 158V159H216ZM222 159V160H219ZM246 158V160H244ZM198 159V160H197ZM201 159H203L201 161ZM183 160V161H182ZM191 160V161H190ZM200 162H197L199 161ZM210 160H212L213 162H211ZM220 162H219V161ZM249 160L251 162H249ZM106 160H104L103 162H106ZM208 161H210V164L208 163ZM216 161L218 164H216ZM253 161V162H252ZM250 164H249V163ZM216 164V165H215ZM249 164V165H248ZM105 165V163H104ZM184 165H185V168H184ZM195 165V166H193ZM212 165V167H211ZM221 165V167H219ZM257 165V164H256ZM253 166L252 169H253ZM216 167H219L217 169H215ZM1 168V167H0ZM198 168V169H197ZM210 168V170H209ZM197 169V170H196ZM208 169V170H207ZM220 169V171H219ZM226 169V168H225ZM196 170V171H194ZM213 170V171H212ZM218 170V171H216ZM155 171V173H154ZM209 171V173L207 172ZM151 172V173H149ZM160 174V175H159ZM213 174V175H212ZM163 176V177H162ZM163 178V179H162ZM161 179H162V182H161ZM186 179V180H185ZM164 180V182H163ZM162 185H161V183ZM82 181L80 180L79 181V184H81ZM17 185V186H16ZM68 185V184H67ZM160 185V186H159ZM81 186V185H80ZM136 186V187H135ZM161 191V192H160ZM56 196H57V199L54 201L53 203V207H52V210H43L41 211L40 209H34V210H31L30 212L27 211V212H24L23 215H20L18 218L22 219V221H20V223L18 222V220L16 219H12L13 217L11 216H8V215H4L2 213H0V264H9L11 261L12 262H16V259L19 258V261L22 262V264H25L28 260H31L32 258V261L31 263L34 261V263L32 264H61V263H65V264H90V263H94V264H159L160 261L162 260H165L167 262H172L174 261L175 264L176 262H178L180 260V257L177 256L175 257V254L168 251L165 247L163 246H158L156 245L158 248V250H155V252H149L147 251V248L145 247L147 241H149L150 239H145V238H142V235L141 233L138 234V237L141 238L142 240V243L141 242H135V241H131L129 243H126V240L128 238H133L135 234H137V229H133V228H124L123 226L121 228H118L117 226H113V227H110V228H106V229H103L102 227H98L99 230H105V231H100L98 232V234L100 235H97L96 231L94 230V228H87V226H85L84 224H79L80 222H82L81 219H85L86 218V211H84L83 209L81 208H75L74 210H63V208L60 209V207L57 206V203H58V197L60 196V194L58 192H56ZM159 196V197H158ZM61 200V199H60ZM70 200V199H68ZM66 198H62V201L65 203L68 201ZM23 205L25 206L26 203L24 202ZM198 206H201L200 204L199 205H196V207ZM55 210H54V209ZM59 208V209H58ZM91 208V207H90ZM95 208V207H93ZM107 208V207H106ZM54 210V211H53ZM105 210V209H104ZM103 210V211H104ZM60 211L62 213H60ZM68 211V212H67ZM34 212V213H33ZM36 212V213H35ZM38 213V214H37ZM32 214V215H31ZM66 214V215H65ZM78 214V215H77ZM132 215L134 213H131ZM37 216V218L33 221H29V217L30 216ZM50 215L52 216L51 218V221L50 222H42V220L44 218H48L50 217ZM61 215V216H59ZM56 216V217H55ZM59 216V217H58ZM77 216V217H76ZM121 218V217H120ZM7 219V220H6ZM14 220V221H9V220ZM58 219V220H57ZM24 220V221H23ZM62 220V221H61ZM65 222H64V221ZM41 221V222H39ZM5 222V223H4ZM60 222V224L58 223ZM32 223V224H31ZM56 223L58 225H56ZM4 224V225H3ZM7 224V225H6ZM31 224V225H30ZM35 224V226H34ZM47 224V225H46ZM4 226V227H3ZM50 226V227H49ZM68 226V228H67ZM127 226V225H126ZM12 227V228H11ZM56 227V228H55ZM28 231H26L27 229ZM205 228V227H204ZM9 229V230H8ZM15 229V230H14ZM12 230V231H11ZM16 230L18 232H16ZM61 230H64V231H61ZM10 231V233H9ZM25 231V232H24ZM175 234H174V240L176 241V243L181 247L180 249H183L185 248L182 253H181V256H186L188 254V252L190 251V248H189V243L188 241L183 242V230L179 227L175 228ZM3 232V233H2ZM13 232V233H12ZM66 232V233H65ZM207 230H203V233H201L200 236H196L195 238H193L194 240H197L198 239V243L197 244H200L201 241L203 240L205 234H206ZM19 233V234H18ZM52 235H51V234ZM12 234V235H11ZM56 234V235H55ZM62 234V235H61ZM15 236V237H12V236ZM31 235V236H30ZM51 235V236H50ZM203 235V237H202ZM30 236V237H29ZM106 236V237H105ZM13 239H12V238ZM24 237H28V240L27 241V238L24 239ZM55 237V238H54ZM60 237V238H59ZM92 237V238H91ZM104 237V238H103ZM108 237H110L108 239ZM202 237V238H201ZM11 238V239H9ZM56 239V240H55ZM124 239V240H123ZM99 240V241H98ZM103 240V241H102ZM9 241V242H8ZM70 241V242H69ZM118 241V242H117ZM19 242V246L21 248L22 246V243H24V248H21L20 250H23V251H20V250H17L15 249V244H18ZM22 242V243H21ZM28 242V243H27ZM38 242V245L36 244ZM102 242V243H101ZM45 243V244H44ZM97 243V244H96ZM115 245H114V244ZM3 244H6L7 247H4ZM26 244V245H25ZM100 249H99V247ZM125 245V247H124ZM214 245H215V242L212 243V245L209 246V249L211 250V254L208 253L207 255H200L199 254V249H198V245L196 247H194L193 251H192V256H190L187 260V263L188 261H191L192 259H197V263L201 262V260L205 263L203 264H219V261L217 259V256L215 255V253H213V248H214ZM30 247L31 249H26ZM39 248V249H38ZM92 250V251H88V249ZM93 248V249H92ZM55 249V250H53ZM118 249V250H117ZM60 250V251H58ZM97 250V251H96ZM130 250V251H129ZM6 251H10L12 253L11 257H10V260H6V257L7 256H3L2 258V255L5 254ZM39 251V252H38ZM47 251V252H46ZM50 251V252H49ZM53 251V252H52ZM57 251V253L55 252ZM62 251V252H61ZM65 251V252H64ZM68 251V252H67ZM95 252H100V253H103L104 255L102 256V259L101 261L103 263H99L97 262L98 261V257H97V254L94 253ZM17 252V253H16ZM49 252V254H48ZM59 252V253H58ZM137 252V253H136ZM7 253V252H6ZM29 253V254H28ZM46 253V255H45ZM52 253V255H50ZM56 253V254H55ZM66 253V254H65ZM35 256V258L32 256ZM39 254V255H38ZM54 254V255H53ZM70 254V255H69ZM123 254V255H122ZM20 255V256H19ZM30 255V256H29ZM61 255V257H60ZM75 257H73V256ZM143 255V256H142ZM209 255V256H208ZM40 256V257H38ZM51 256V257H50ZM53 256H56L53 258ZM71 256V257H70ZM85 256V257H83ZM105 256V257H104ZM113 256V257H112ZM125 256V257H124ZM21 257V258H20ZM37 257V258H36ZM46 257V258H45ZM59 257V258H58ZM82 257V258H81ZM120 257V258H119ZM209 257V258H207ZM2 258V259H1ZM64 258V259H62ZM66 258V259H65ZM73 258V260H72ZM88 258V259H86ZM93 258V259H92ZM111 258V259H110ZM122 258V259H121ZM207 258V259H206ZM62 261H61V260ZM105 259V260H104ZM107 259V260H106ZM114 259L116 260L114 262ZM141 259V260H140ZM210 259V260H209ZM36 260V261H35ZM57 262H55V261ZM64 260V262H63ZM93 260V261H92ZM206 260V261H204ZM58 261H61V262H58ZM66 261V262H65ZM72 261V262H71ZM86 261V262H85ZM92 261V262H91ZM109 261V262H107ZM111 261H113L111 263ZM67 262H70V263H67Z\"/></svg>",
    "mask_w": 264,
    "mask_h": 264
}]
</instances>
